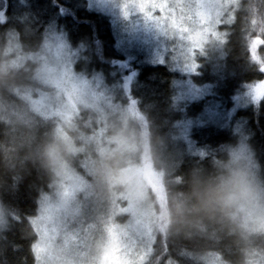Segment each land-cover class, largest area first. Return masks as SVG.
<instances>
[{
	"label": "trees",
	"instance_id": "16d2710c",
	"mask_svg": "<svg viewBox=\"0 0 264 264\" xmlns=\"http://www.w3.org/2000/svg\"><path fill=\"white\" fill-rule=\"evenodd\" d=\"M5 2L7 22L0 23V207L6 223L0 228V264H36L32 245L38 236L30 218L57 180L51 150L76 170L88 157L72 152L67 144L81 142L62 141L54 119L37 114L23 96L40 88L38 63L29 56L36 54L50 29L66 35L78 49L76 69L87 63L91 73H101L115 90L124 128L111 134H122L128 144L116 152L122 153L119 162L110 156L102 160L110 174L118 176L135 166L148 179L149 169L155 176L164 170V182L155 179L158 234L145 264H205L195 257L213 252L229 264H264V232L246 226L247 212L233 201L235 192L224 180L219 182L223 176L232 179L243 148L249 155L244 169L264 182V101L255 104L247 93L252 83L264 80L247 50L251 40L264 39V0H240L217 56L209 63L202 60L198 68L199 82L209 87V94L191 103L178 98L182 78L173 70L139 60L126 63L116 45V26L108 15L91 9L88 0H26L27 6L21 0H0V11ZM22 13L28 14L23 21ZM10 45L17 49L9 56ZM259 50L264 55V45ZM17 51L27 59L9 67L6 61ZM212 72L206 79L204 73ZM130 73L135 75L125 90ZM238 95L248 101L228 118L225 109L233 107ZM79 126L83 133H93L92 127ZM94 157L89 159L94 162Z\"/></svg>",
	"mask_w": 264,
	"mask_h": 264
},
{
	"label": "rangeland",
	"instance_id": "374dc122",
	"mask_svg": "<svg viewBox=\"0 0 264 264\" xmlns=\"http://www.w3.org/2000/svg\"><path fill=\"white\" fill-rule=\"evenodd\" d=\"M88 3L91 9L108 15L113 27L116 26V45L123 49L121 52L126 63L139 60V64L148 62L173 70L182 78L178 84V98L191 103L208 95L210 89L199 82L198 74L201 73L198 69L195 73L187 70L183 58L190 62L195 55L198 63L204 62L202 60L209 63L217 56L240 0H213L211 17L202 25H197V30L202 33L199 43H193L186 36L183 52L180 49L170 52L173 41L145 24L139 16L125 18L121 11L124 0H88ZM218 23L222 24L220 30L216 27ZM52 32L50 29L36 54L29 56L38 63L40 88L35 89V95L25 91L23 96L30 101L37 114L54 119L62 141L67 144L74 138L81 142L80 146L67 144L72 152H86L88 157L80 164V170H76L58 160L55 150H51L57 180L51 191L40 200L37 214L30 218L38 236L33 249L36 264H101V261L102 264H145L158 234L155 200L159 196V185L155 179H163L164 182V170L156 171V177L149 169L148 179L135 166L122 169L118 176L110 174L102 160L110 156L114 163L119 162L122 153L116 152L121 145L128 144L122 134H111L118 127L124 128V122H120L124 114L114 102L115 90L106 85L101 73H91L87 63L81 64L80 70L76 69L78 49L70 45L63 33ZM60 41L66 48L59 46ZM14 48L17 49L16 45L9 46V56L14 54ZM193 49L197 50L193 52ZM15 56L6 61L9 67H18L27 59L20 51ZM247 93L252 96L251 89ZM247 101L239 95L234 97V105L225 109V116L232 117L235 109L244 107ZM209 114V123L216 124L213 113ZM189 122L193 121H188L187 131ZM80 124L92 127L93 133H83ZM183 136L189 144L191 140L185 134ZM243 149L239 152L240 156H236L232 179L223 184L235 192L233 201L239 203L240 211L247 212L243 215L246 226L251 231L264 232V182L244 169L249 155ZM194 152L199 154L198 150ZM93 155L94 162L89 159ZM116 185L122 188L113 190ZM52 205L70 216H81L83 213L92 225L87 239L76 233L70 234V239L49 242L47 237L52 227L42 221ZM5 221L0 207V228ZM195 258L205 264H229L216 252Z\"/></svg>",
	"mask_w": 264,
	"mask_h": 264
},
{
	"label": "snow or ice",
	"instance_id": "6c2138e0",
	"mask_svg": "<svg viewBox=\"0 0 264 264\" xmlns=\"http://www.w3.org/2000/svg\"><path fill=\"white\" fill-rule=\"evenodd\" d=\"M25 3L26 0H21ZM213 10V0H162V2H154V0H124L121 5V11L125 18L131 16H139L145 24L153 26L164 36L169 37L173 41V47L169 48L170 52H176L177 49L183 52V41L187 36L193 43L198 44L202 33L197 30V25H202L207 21ZM163 13V15H159ZM27 13L21 14V21L26 19ZM7 22L4 11H0V23ZM27 26V25H25ZM222 24H217V30L221 29ZM194 33V35H193ZM61 48H66L62 41L58 42ZM264 45V39L259 37L251 40L247 45L250 62L256 65L260 73H264V55L260 53L259 46ZM197 49H193L195 52ZM183 64L188 71L195 73L199 68L196 56L193 55L191 61L183 58ZM135 73H130L124 81V88H129V82ZM252 98L255 104L264 101V80H256L251 84ZM130 99L132 106H136V101ZM74 195V192H73ZM43 222L51 225V234L47 237L49 242L63 238L70 239V234L81 233L85 239L91 234L89 220L86 217L70 216L62 210L52 205L48 208L47 214L43 218ZM35 223V221H33ZM33 249L35 245H32ZM34 260L36 257H33ZM102 264V261H101Z\"/></svg>",
	"mask_w": 264,
	"mask_h": 264
},
{
	"label": "bare ground",
	"instance_id": "6f19581e",
	"mask_svg": "<svg viewBox=\"0 0 264 264\" xmlns=\"http://www.w3.org/2000/svg\"><path fill=\"white\" fill-rule=\"evenodd\" d=\"M200 64H202V62H201V61L199 62V65H200ZM218 66H219V65H215V67H214V68H216V67H218ZM170 70H171V69H170ZM210 75H213V72H212V74H210V73H204V76H205V78H206V79L210 78V77H211ZM200 119H201V118H200V117H198V119H197L196 121H198V122H199V121H200ZM190 124H193V122H190ZM182 158H183V157H182ZM175 160H176V159H175ZM178 160H180V158H179ZM164 162H165V160H164ZM175 162H176V161H175ZM165 166H167V165H166V162H165ZM223 180H224V181H228L229 179H224V176H223V177H221V179H220V181H219V182H221V183H222V181H223ZM201 255H202V254H201ZM201 255H200V256H201Z\"/></svg>",
	"mask_w": 264,
	"mask_h": 264
},
{
	"label": "water",
	"instance_id": "95a60500",
	"mask_svg": "<svg viewBox=\"0 0 264 264\" xmlns=\"http://www.w3.org/2000/svg\"><path fill=\"white\" fill-rule=\"evenodd\" d=\"M6 2H5V5H4V8L1 10V11H5V9H6Z\"/></svg>",
	"mask_w": 264,
	"mask_h": 264
},
{
	"label": "flooded vegetation",
	"instance_id": "af4514ba",
	"mask_svg": "<svg viewBox=\"0 0 264 264\" xmlns=\"http://www.w3.org/2000/svg\"><path fill=\"white\" fill-rule=\"evenodd\" d=\"M2 57H3V52H0V58L2 59Z\"/></svg>",
	"mask_w": 264,
	"mask_h": 264
}]
</instances>
